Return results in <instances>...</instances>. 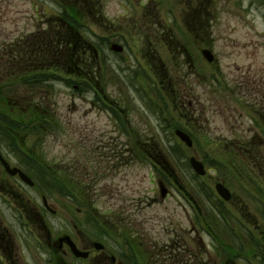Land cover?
<instances>
[{"label":"flooded vegetation","instance_id":"1","mask_svg":"<svg viewBox=\"0 0 264 264\" xmlns=\"http://www.w3.org/2000/svg\"><path fill=\"white\" fill-rule=\"evenodd\" d=\"M48 1L51 4L44 2L42 8L56 11L52 9L54 13L45 21V28L42 26V31L37 30L34 35L41 38L43 32L49 30L58 33L57 40L52 42L57 49L52 53L55 59L62 57L69 62V68L64 69L60 64L61 69L57 70H65L73 76L72 88L78 95L83 92L94 95L90 108L107 118L111 124L107 132L115 133V138L120 140H168L178 139L175 131L179 129L195 140L197 135L209 130L200 117L201 112L205 114L202 107L205 102L200 100L203 91L196 92V87L202 89L205 84L200 80L203 66H209L202 54L209 47L208 0ZM123 3L128 14L115 12L110 21L104 18L103 10L117 6L123 9ZM129 3L137 4L133 12L128 8ZM97 15L100 17L96 18ZM96 19H105L103 34L98 30L101 28L95 26ZM44 46L43 59L46 60L49 45L45 42ZM30 51L38 55L43 48L37 43L29 48L28 32L22 30L19 36L8 41L0 26V81L13 76L16 90L11 102L0 96V156L10 168L21 170L27 178L30 176L28 125L20 121L23 120L21 115L28 113V99L22 92L28 93ZM98 72L101 80L105 77L107 87H113L116 81L120 90L124 85L128 89L134 86L140 93L139 99L136 98V114L152 117L157 126L146 128L145 132L138 128L141 121L131 120L128 117L131 114L122 104L110 99L112 95L109 98L105 94V104H98L97 98L101 99L98 94L104 91L101 81L97 80ZM144 77L152 81L150 93L129 84V80L135 81L133 78ZM218 105L222 107L219 102ZM5 108H11L20 116L4 117ZM227 110L226 119L240 126L242 115L234 117L236 108L228 106ZM250 112L255 118L253 125L247 127V132L233 135V139L249 140L239 146V152L251 153L253 144L250 142L264 141V104H253ZM146 154L156 156L148 151ZM134 155L138 159L141 154ZM152 166L162 171L159 165ZM69 167L61 165V171ZM72 177H80L79 167L77 171L74 168ZM158 178L166 184L164 179ZM39 184L42 183L34 182L30 186L19 173H9L0 158V264H158L157 260L154 262L160 254L158 242L148 236L142 221L137 219L141 230L138 244L128 239L129 219L133 214L116 218L112 206L108 212H98L94 198L84 192L76 199L45 197ZM187 186L179 180H170L168 195L161 198L162 201L169 196L181 199L184 205L180 208L185 213L182 221L171 213L163 223L161 231L168 237L167 244H161L162 253L168 252L161 254V258H168L163 264H264V221L257 219L260 214L245 204L242 206L241 202L234 205V196L229 202L218 196L210 198L205 190L208 183L201 198L192 197L193 191ZM200 199L201 204L215 201L217 205L213 210L204 207L207 210L204 212L198 203ZM79 201L87 206H76ZM70 243L82 255L74 253Z\"/></svg>","mask_w":264,"mask_h":264},{"label":"rangeland","instance_id":"2","mask_svg":"<svg viewBox=\"0 0 264 264\" xmlns=\"http://www.w3.org/2000/svg\"><path fill=\"white\" fill-rule=\"evenodd\" d=\"M44 2L50 3L48 0H0V26L4 30V38L10 41L19 36L22 30L23 33L28 32L29 48L36 43L42 46L43 52L38 55L30 51L28 70L37 65L48 66L55 63L64 65L67 69L69 66L64 59L62 57L55 59L52 53L54 49L55 52L57 49L52 42L57 40L58 33L49 30L43 32L41 38H36L34 35L35 31H42L45 28V21L55 10L45 6L42 8V5L46 4ZM136 5V3H129L128 8L133 12ZM115 12L124 16L128 14L125 3H123V9L117 6L116 9L103 10L102 14L107 21H110ZM98 17L100 16L97 15L96 18ZM105 19H96L95 26L97 29L101 28L98 29L102 31L101 34L105 28ZM207 21L208 48L212 50L215 60L214 66L204 64L203 78L200 80L205 81L206 85L203 84L202 89L200 86L196 87V92L203 91V97L200 100L205 102L202 105L205 114L201 112L200 117L201 122L208 126L209 130L197 135L195 140L198 148L194 147L195 152H191L177 139L120 140L115 138V133L112 132L111 135L107 132L111 129L107 118L90 108V100L94 99V95L85 92L81 96L78 95L72 88L73 84L66 85L60 81L40 84L38 81L32 84L33 86H28V93L22 92V95L28 99V154L32 156V153L38 152L37 156H33L46 169L53 168L56 180L59 179V172L57 174L56 170H59L60 165L73 166L76 171L79 167L82 185L89 186L84 193L94 198L96 201L94 207L98 212H108L109 207L112 206L116 218H125L123 214H127L126 217L133 214L129 219L128 230L131 231L128 239L136 244L140 241L139 234L141 235L137 219L143 222L148 236L158 242L160 254L154 258V262L157 260L158 264L168 261V258H161V254L168 253L167 251L162 253L161 249V244L165 245L168 241V237H165L161 231L165 219L169 214L174 213L176 220L182 221L185 213L180 208V205H184L181 199L175 200L174 197L164 201L160 199L156 183L158 177L162 175L151 167L152 162L165 167L170 175H173L174 170L167 165L177 167V173L183 176L181 178L177 174L178 180L185 187L186 183L190 186L194 198H201L204 195L201 191L206 183L212 186L211 189L206 190L209 197H215L213 186L225 177L228 182L225 181L234 192V205H237V201L241 202L242 206L243 204L248 206V202L262 204L260 201H264V179L259 177L264 176V156L261 155L264 154V150L258 147L262 143L252 141L254 150L250 154L236 153L239 146L246 144L249 140H239L241 137L233 139L234 134L247 132V127L254 123L255 118L246 113L245 104H254V101L257 104H264V0H208ZM45 42L49 45L46 60L43 59L44 51L46 52ZM65 57L69 56L65 54ZM92 71L95 72L94 69ZM64 73L68 72L64 71ZM100 78L102 77L98 72L97 80L99 83L101 81L104 90L100 96L102 99H95L98 104H105L100 101H104L105 94L107 97L112 95L113 99L109 98L119 101L124 110L131 114L128 115L131 120L141 121L138 128L144 130L157 126L153 123L152 117L149 116L151 119H148L146 115L136 114L138 106L136 98L139 99L140 93L134 90V86L128 85L131 92L125 85L120 90L117 81L113 87H107L105 77L103 76V80ZM124 79L126 80L127 76ZM133 79L135 81L129 80V84H135L149 93L152 91L150 78ZM140 79L143 80L142 83H139ZM107 89L108 93H106ZM4 95L8 96L11 102L16 95V90L13 89ZM126 101H128L127 104ZM218 102L222 104L221 108L217 106ZM235 104H240V108ZM228 106L231 109L236 108L234 117L242 115L240 126L226 119L229 115ZM44 115L50 119L52 125L42 127L40 125L38 130L31 128V120ZM35 126L37 127L38 123H35ZM136 148L139 150L136 151ZM166 148L172 156L170 154L167 157ZM146 151L160 156L159 162L150 154L147 155ZM133 152L140 153L142 156L137 159L134 154H131ZM193 153L205 162L208 175L204 178L196 176L189 165V157ZM215 166H218L217 169L214 168ZM250 167H253V170ZM259 168H263V172L258 173ZM67 171L69 174H74L72 168ZM90 176L93 177L92 184L89 183ZM66 180L67 182L78 181V178ZM49 190L51 197L66 196L61 189ZM76 193L82 196L83 189L76 188ZM213 202L201 204V199L198 201L204 212L207 211L204 207L210 210L216 207L217 203ZM76 206L84 208L87 204L79 201ZM261 206L264 208V205ZM131 210L132 212H129ZM226 241L230 242L227 238Z\"/></svg>","mask_w":264,"mask_h":264},{"label":"trees","instance_id":"3","mask_svg":"<svg viewBox=\"0 0 264 264\" xmlns=\"http://www.w3.org/2000/svg\"><path fill=\"white\" fill-rule=\"evenodd\" d=\"M44 78L47 79L48 82L51 81L52 79H57V80L59 79L58 77H55V76H52V75H49V76H46V77L45 76H39V77L37 76V77L33 78L32 80H29L28 83H35L36 82V79H38L39 81L40 80L45 81ZM43 81H40V84H42ZM37 118L38 119H41V120L44 119V122L41 123V124H38L37 127L35 126V124H31V128H33V129L35 128L36 130H38L37 128L40 125H41L40 127H42L43 125H46L47 126V124L48 125L49 124L52 125L50 119H48V117L46 115L39 116ZM170 149H174V148L173 147H170ZM170 154L171 153L169 152V155ZM171 156H172V154H171ZM29 167H30L29 169H30L31 173L35 176V178H36V180L38 182H41V181H50L51 182L52 180H55L53 173L47 172L46 169H44L43 166H41L39 163L33 162V163L29 164ZM49 189H57V187H55V186H49L48 189H47V191H50Z\"/></svg>","mask_w":264,"mask_h":264},{"label":"water","instance_id":"4","mask_svg":"<svg viewBox=\"0 0 264 264\" xmlns=\"http://www.w3.org/2000/svg\"><path fill=\"white\" fill-rule=\"evenodd\" d=\"M205 55L206 57L208 58L209 61L212 60V55L208 52H205ZM178 135L181 137V139L188 145V146H191L192 145V141L191 139L185 135L184 133H181V132H177ZM190 163L193 167V169L200 175H203L205 174V170H204V166L201 162H199L198 160H196L194 157H192L190 159ZM15 172V170L13 171V173ZM28 182L31 183L30 179L28 178ZM216 189L218 191V193L224 197L225 199H229L230 198V193L229 191L221 184V183H218L216 185ZM161 192H162V196H164L166 194V190L162 187L161 188Z\"/></svg>","mask_w":264,"mask_h":264}]
</instances>
